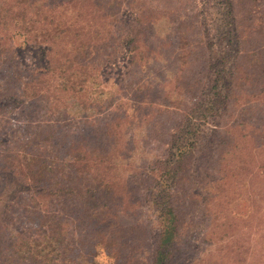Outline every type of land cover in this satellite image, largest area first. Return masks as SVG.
<instances>
[{
	"label": "trees",
	"instance_id": "1",
	"mask_svg": "<svg viewBox=\"0 0 264 264\" xmlns=\"http://www.w3.org/2000/svg\"><path fill=\"white\" fill-rule=\"evenodd\" d=\"M21 1L0 0V264H101L102 251L112 264H216L223 245L233 246L235 238L226 240L215 219L197 229L202 223L194 216L199 178L193 167L202 125L188 113L185 133L168 144L164 161L155 167L134 162L143 141L168 130L157 124L163 114L186 107L199 84L191 80L188 91L181 83L185 92L172 99L164 93L166 83L162 97L151 98L148 71L164 60L160 52L169 49L200 81L204 70L210 75L214 69L200 18L158 12L154 0ZM224 1V11L240 23L245 53L235 59L222 101L223 73L214 72V94L199 119H209L219 103L231 122H221L223 115L215 128L224 125V135L235 137L233 117L242 101L239 113L252 110V126L241 137L252 135L254 156L264 152V0ZM19 36L40 47L43 70L20 60ZM119 60L129 69L116 90L89 95L91 79ZM237 144L224 138L221 153L236 156ZM218 166L224 174L230 167L223 161ZM189 179L193 186L186 189ZM263 193L264 181L252 182V230L264 225ZM143 194L150 195L159 224L154 245L137 240L138 228L128 222ZM213 199L214 207L222 202L213 196L210 204ZM198 243L207 244L205 252L196 253ZM260 250L252 264H264V246ZM232 251L229 263H240L251 248Z\"/></svg>",
	"mask_w": 264,
	"mask_h": 264
},
{
	"label": "rangeland",
	"instance_id": "2",
	"mask_svg": "<svg viewBox=\"0 0 264 264\" xmlns=\"http://www.w3.org/2000/svg\"><path fill=\"white\" fill-rule=\"evenodd\" d=\"M46 1L43 3H46ZM224 4V0H154L152 2V8L158 12L169 11L174 14L188 12L192 16H198L200 18L203 26L202 32H204L205 36L204 40L208 44L210 50L208 52L211 55L214 69L210 75L204 70V77L200 81V76L195 75L190 70H188L190 74H186L185 67H182L179 62H175V55L173 56L169 49H165V53H163L164 49L160 52L161 56L159 55V59L164 60L152 66L148 71V79L154 85L151 98L162 97V87L166 83L168 84L164 89V93L169 94L172 99L180 92L181 94L185 92L181 87V83H186L185 85L188 91L190 90L191 80H198L199 84L196 87L197 90L193 91L194 95L190 96L188 101H186V107V104H180L181 101H179L181 108L178 110H170V113L163 114V118L157 124L165 125L168 130H160V133H158L154 140L143 141L142 148L137 151L134 162L136 167L141 166V164H152L155 167L156 163H161L164 158L166 159L167 155L170 154L171 148L168 144L174 138L177 139L180 137L181 139V136L185 133V120L188 118L187 115L188 113L192 114L191 116L194 118V122L202 125L203 129L199 150L197 152V166L193 167L194 171L198 173L197 176L199 178V183L195 189V193L199 196V209L194 216L195 222L198 225L202 223L197 229L201 230L206 228L215 219L226 240L235 238L233 246L226 247L223 245L221 254L216 256V264H252V259H256L259 256L260 249L264 246V225L260 224V226L258 225L252 230V182L258 183L264 181V152H256L252 156V135H247V138L241 137V132L243 134L246 126H252V110L250 114L239 113L242 101H238V106L235 107L238 112H235V116L233 117L237 120L235 129H233L235 137L224 135L221 131L224 130V125L220 129L215 128L218 127L216 123L220 122V118L223 115L225 118L221 122H231L229 115L223 114L222 111L219 113L221 108L219 103H216V110L208 114L209 119L204 122L199 119L200 114L205 111L208 98L214 94V91H211L214 85L213 82L215 81L214 72L218 70L223 73L221 76L222 82L219 84L221 90L219 92L221 94L217 97L218 101H222L223 96L228 95L226 88L229 84L231 71L239 62V60L235 61V59L241 58V55L245 53V50L242 53L243 48L238 41L240 23L232 15L231 17L228 16L227 11H224ZM242 14H245V11H242ZM224 18L227 20L224 21ZM158 32H161V34ZM158 32L157 34L160 37H163L166 33V31ZM16 40L17 47L20 50V60L29 66V68L43 70L46 61L42 56L40 47L27 45L20 36ZM216 52L220 53L215 56ZM223 57H230V59L223 64ZM128 67L126 62L120 60L107 67L101 75L98 74L96 75L97 77L91 79L88 85L89 95L96 97L116 90L117 80L123 74L124 77L126 76ZM166 70L171 71V74H165ZM164 76L166 80H164ZM159 85L160 88H157ZM210 114H213V116ZM216 115L217 117H215ZM173 127L176 129L174 130ZM133 131H135V128L131 129V132ZM249 131L252 132V129ZM247 133L244 131V134ZM136 134L140 135L141 130L138 129ZM224 138L228 140L237 139L239 143L235 150L238 154L236 156H232L231 153L224 154L226 160L223 159L224 155L221 152L223 149L227 150V148L224 145L222 147L219 145ZM219 140L221 141L219 142ZM222 161L230 165L225 174L218 173L219 166L217 167V165ZM212 168L216 169L212 170ZM205 171H208L207 177L203 175ZM187 177L190 178V172L187 173ZM188 182L190 183L186 186V189L193 186L191 179ZM213 196L222 197V202L217 207H214L216 199H213L210 204L209 199ZM149 197L150 195L147 196V194H143L142 197L137 196L138 202L135 204V210L131 211V214H135L136 216L135 218H130L128 222L130 226L138 228L136 230L137 240L144 241V244L154 245L155 240L158 239L159 224L156 222V213L153 211ZM261 197H264V193L258 198ZM262 202L264 203V201ZM200 237L201 234L198 233L195 246L199 242ZM137 240L136 243H138ZM198 245L195 250L196 253L205 252L207 244L201 245L198 243ZM240 247L244 249L251 248L249 255L248 253L245 254L244 259L242 257L240 263L238 258H234L233 260L235 261L229 263L228 252L231 253L233 249ZM100 263L112 264V260L107 256L105 251H102Z\"/></svg>",
	"mask_w": 264,
	"mask_h": 264
}]
</instances>
